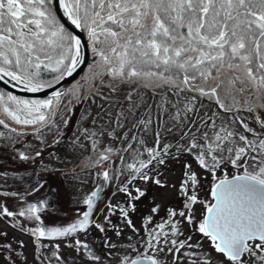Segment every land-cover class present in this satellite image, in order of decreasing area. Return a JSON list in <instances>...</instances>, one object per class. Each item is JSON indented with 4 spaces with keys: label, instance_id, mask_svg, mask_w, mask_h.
<instances>
[{
    "label": "snow or ice",
    "instance_id": "1",
    "mask_svg": "<svg viewBox=\"0 0 264 264\" xmlns=\"http://www.w3.org/2000/svg\"><path fill=\"white\" fill-rule=\"evenodd\" d=\"M58 2L71 23L88 34L94 55L89 72L82 84L54 91L49 99L0 92V115L31 126L43 144L44 129L59 134L60 124L69 123L64 118L69 105L96 104L95 114L90 109L81 114L70 147L89 152L82 168L99 183L82 199L85 210L66 226L43 223V202L18 212L0 203V218L38 222L32 228L20 224L19 230L33 237L38 252L49 247L44 240L52 242L59 264L64 261L55 242L68 238L74 240L68 246L100 264L101 257L77 238L92 227L105 234L104 247L111 256L118 246L107 232L114 230L118 237L123 232L111 220L117 212L139 237L127 245L131 251L119 255L118 264H168L161 254L170 256L171 264H216L208 252L198 251L203 245L186 234L185 225L210 242L223 257L219 264H264V0ZM80 46L57 20L53 0H0V81L5 84L32 93L53 87L76 71ZM44 73L54 74L51 82ZM65 97H70L67 104ZM0 125L11 127L5 119ZM41 154L35 151V157ZM185 155L211 175V199L199 198L200 174L185 162L178 189L183 207L167 208L166 218L153 225L161 209L153 200L140 235L131 215L147 188L138 184L167 188L159 169ZM18 156L22 161L34 158L21 150ZM229 165L232 173L218 175ZM112 186L115 191L100 223L95 209L105 188ZM120 193L123 205L111 203ZM197 204L204 209L199 221ZM0 248L12 250L11 245Z\"/></svg>",
    "mask_w": 264,
    "mask_h": 264
},
{
    "label": "rangeland",
    "instance_id": "2",
    "mask_svg": "<svg viewBox=\"0 0 264 264\" xmlns=\"http://www.w3.org/2000/svg\"><path fill=\"white\" fill-rule=\"evenodd\" d=\"M86 38L88 39L87 35ZM89 44V63L83 74L68 90L82 84L84 77L89 72V66L94 59L91 42ZM69 99L70 97H65V104L68 103ZM96 103L99 104L101 101L97 99ZM69 107L71 112L64 117L69 120V123L67 125L60 124L59 134L55 129L51 131L44 129L42 132L43 144L36 138V135L33 136L27 132L33 131L31 126L17 125L0 115V118L5 119L11 126L7 130V134L6 131H4V134H1L0 131V174H2L0 175V192L18 193L17 196L0 195V203L5 204L13 212H18L30 203L39 205L43 202L44 207L39 215L47 226H66L74 222L77 219L78 212L85 210V206L81 203L82 199L99 183L93 175L89 174V169L82 168V162L86 160L89 152L81 149L73 150L70 147L73 133L80 127L78 122L81 114L89 109L95 114L98 108L91 101L74 102ZM251 126L256 127L255 124ZM0 128L4 127L0 126ZM11 128H15L17 131L23 129L25 130L23 132L27 134L22 137L18 136L17 131L13 132ZM58 139L62 140L59 144L56 143ZM18 150L31 153L34 158L22 161L19 159ZM38 150H42L41 157H35V151ZM185 162L192 163L193 169L200 174L203 187L199 198L201 200L211 199L208 195L212 183L211 175L200 170L191 157L187 155L180 160H170L166 167L159 169V178L168 184L167 188H159L154 184H138V186L147 188V195L136 202V211L131 215L136 228L141 229L140 235L144 234L142 228L143 217L150 214L153 200L161 205L159 213L153 216V225L161 222L162 218H166L167 208L173 207L179 210L183 207V198L178 195V189ZM223 171L232 173L234 169L229 165L226 169H222L218 175L222 174ZM173 185L176 187H172ZM114 191L115 186L106 187L101 200L98 202L99 206L95 209V219L100 223H104V215H107L106 204ZM124 201L125 196L120 193L115 196V199L111 200V203L120 202L123 205ZM194 208L196 219L199 221L204 214L203 205L197 204ZM102 210L105 211L102 212ZM111 220L113 224L123 228V232L119 237L116 236L114 230L110 229L107 232V237L118 246L117 249L112 250L111 256L108 255L109 250L104 247V233L92 227L87 235L77 234L78 239L87 242L95 254L101 257L100 264H118L119 255L126 250L131 251L127 249V245L139 239L132 229L126 226L119 212L111 216ZM18 221L19 223H17ZM35 223L38 222L28 221L21 217L15 219L0 218V233H6V235H0V245H11L12 249L0 248V264H49V261L50 264H59L52 256V252L55 250L52 242L44 240L43 243L48 244L49 247L38 252L33 243V237L19 230L20 224H23L25 228H32L35 227ZM185 232L186 234H193V241H199L203 245V248L198 251L208 252L214 258L216 264H219L223 257L214 252L207 239L202 238L198 233H192L187 225H185ZM21 241L25 245L24 247H20ZM55 243L60 245L59 254L63 258L64 264H93L86 255L78 253L73 247L68 246L74 243L72 238L58 240ZM132 255H135V253L133 252ZM161 260L171 264L170 256L161 254Z\"/></svg>",
    "mask_w": 264,
    "mask_h": 264
},
{
    "label": "water",
    "instance_id": "3",
    "mask_svg": "<svg viewBox=\"0 0 264 264\" xmlns=\"http://www.w3.org/2000/svg\"><path fill=\"white\" fill-rule=\"evenodd\" d=\"M54 11L57 16V20L64 28L75 36L81 42L80 51L82 60L76 68V71L73 72L70 76H65L58 84H53V87L45 88L41 92L32 93L22 90V86L13 87L11 84H5L3 81H0V88L4 91L16 95L22 98H32V99H49L52 97L54 91L64 92L70 85H72L79 76L86 69L89 59L90 52L88 47V39L82 31V29L76 28L71 21L64 15L62 8L59 6L58 0H53Z\"/></svg>",
    "mask_w": 264,
    "mask_h": 264
},
{
    "label": "trees",
    "instance_id": "4",
    "mask_svg": "<svg viewBox=\"0 0 264 264\" xmlns=\"http://www.w3.org/2000/svg\"><path fill=\"white\" fill-rule=\"evenodd\" d=\"M66 30V29H65ZM67 31V30H66ZM83 32H84V34L85 35H87L88 36V34H87V32L86 31H84V30H82ZM68 32V31H67ZM90 41H89V37H88V47H89V49H90ZM85 71V70H84ZM83 74V73H82ZM81 74V75H82ZM44 75V79H46V80H48V81H52V75H54V74H50V73H44L43 74ZM53 84H55L54 82H53ZM70 87V86H69ZM69 87L65 90V91H67L68 89H69ZM64 91V92H65ZM0 92H4V93H7V92H5V91H0ZM30 100H32V99H30ZM1 119V118H0Z\"/></svg>",
    "mask_w": 264,
    "mask_h": 264
},
{
    "label": "flooded vegetation",
    "instance_id": "5",
    "mask_svg": "<svg viewBox=\"0 0 264 264\" xmlns=\"http://www.w3.org/2000/svg\"><path fill=\"white\" fill-rule=\"evenodd\" d=\"M0 91H4L3 89H1L0 88ZM6 92V91H5ZM6 123H9V122H6ZM0 126H2V125H0ZM9 128H0V131H1V134H4V131H6V134H7V130H8ZM21 131H25V130H23V129H21V130H18L17 131V133L18 132H21ZM30 135H33V136H35V134L33 133V131H27ZM49 183H50V181H49ZM51 184V183H50ZM51 215V214H50Z\"/></svg>",
    "mask_w": 264,
    "mask_h": 264
}]
</instances>
